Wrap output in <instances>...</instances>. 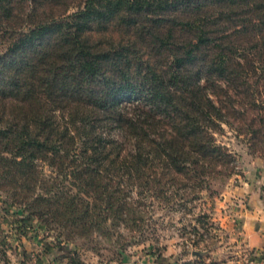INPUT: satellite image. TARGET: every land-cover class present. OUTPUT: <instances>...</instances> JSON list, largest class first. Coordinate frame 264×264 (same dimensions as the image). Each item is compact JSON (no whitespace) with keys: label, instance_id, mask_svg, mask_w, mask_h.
<instances>
[{"label":"trees","instance_id":"trees-1","mask_svg":"<svg viewBox=\"0 0 264 264\" xmlns=\"http://www.w3.org/2000/svg\"><path fill=\"white\" fill-rule=\"evenodd\" d=\"M0 47V193L58 245L186 220L237 173L224 128L264 161V0H0Z\"/></svg>","mask_w":264,"mask_h":264},{"label":"rangeland","instance_id":"rangeland-1","mask_svg":"<svg viewBox=\"0 0 264 264\" xmlns=\"http://www.w3.org/2000/svg\"><path fill=\"white\" fill-rule=\"evenodd\" d=\"M2 51L0 47V54ZM216 139L235 156L237 173L218 195L209 197L203 193L186 220L181 219V214L153 210L156 225H151L148 231L156 230L155 234H149L148 241L127 248L121 262L113 248L105 244L106 249L98 254L86 251L91 246L83 242L58 245L54 234L36 220L24 218L21 210L11 206L6 195L0 193V264H70L69 253H78L83 264H255L234 237L240 225L239 202L229 194L248 181L254 182L264 194V161L251 156L244 141L228 128ZM45 173L48 174L46 169ZM200 217H205V227L196 224ZM192 227H196L197 234L191 231ZM200 237L202 242L193 246V241Z\"/></svg>","mask_w":264,"mask_h":264},{"label":"crops","instance_id":"crops-1","mask_svg":"<svg viewBox=\"0 0 264 264\" xmlns=\"http://www.w3.org/2000/svg\"><path fill=\"white\" fill-rule=\"evenodd\" d=\"M229 196L237 197L239 202L240 225L234 237L243 244L255 264H264V194L254 182L248 181L234 187Z\"/></svg>","mask_w":264,"mask_h":264}]
</instances>
